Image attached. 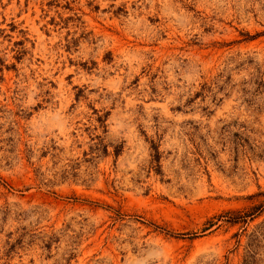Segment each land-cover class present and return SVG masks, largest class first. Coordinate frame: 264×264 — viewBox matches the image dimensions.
Listing matches in <instances>:
<instances>
[{"label": "rangeland", "instance_id": "obj_1", "mask_svg": "<svg viewBox=\"0 0 264 264\" xmlns=\"http://www.w3.org/2000/svg\"><path fill=\"white\" fill-rule=\"evenodd\" d=\"M0 264H264V0H0Z\"/></svg>", "mask_w": 264, "mask_h": 264}]
</instances>
